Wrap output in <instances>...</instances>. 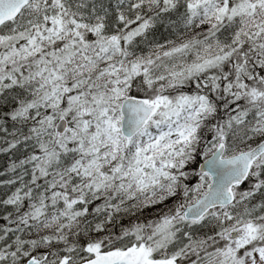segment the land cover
<instances>
[{
	"label": "snow or ice",
	"instance_id": "obj_1",
	"mask_svg": "<svg viewBox=\"0 0 264 264\" xmlns=\"http://www.w3.org/2000/svg\"><path fill=\"white\" fill-rule=\"evenodd\" d=\"M0 264H264V0H0Z\"/></svg>",
	"mask_w": 264,
	"mask_h": 264
}]
</instances>
